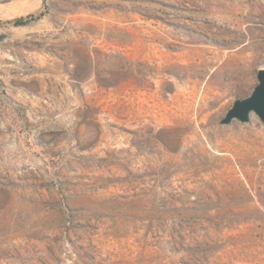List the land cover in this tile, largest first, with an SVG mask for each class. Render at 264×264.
<instances>
[{
    "label": "rangeland",
    "instance_id": "1",
    "mask_svg": "<svg viewBox=\"0 0 264 264\" xmlns=\"http://www.w3.org/2000/svg\"><path fill=\"white\" fill-rule=\"evenodd\" d=\"M261 69L264 0H0V264H264Z\"/></svg>",
    "mask_w": 264,
    "mask_h": 264
},
{
    "label": "water",
    "instance_id": "2",
    "mask_svg": "<svg viewBox=\"0 0 264 264\" xmlns=\"http://www.w3.org/2000/svg\"><path fill=\"white\" fill-rule=\"evenodd\" d=\"M257 80L258 84L252 94L245 99L236 100L221 120L222 124H229L233 119L245 123L249 120L250 113H255L264 124V69L258 70Z\"/></svg>",
    "mask_w": 264,
    "mask_h": 264
},
{
    "label": "trees",
    "instance_id": "3",
    "mask_svg": "<svg viewBox=\"0 0 264 264\" xmlns=\"http://www.w3.org/2000/svg\"><path fill=\"white\" fill-rule=\"evenodd\" d=\"M39 18H40V16H39V17H36L35 19H39ZM35 19H34V17L31 15V16L25 18V19L20 18V19L14 20V21L12 22V24H13L14 26H16V27H19V26H25V25H27L30 21H34Z\"/></svg>",
    "mask_w": 264,
    "mask_h": 264
},
{
    "label": "bare ground",
    "instance_id": "4",
    "mask_svg": "<svg viewBox=\"0 0 264 264\" xmlns=\"http://www.w3.org/2000/svg\"><path fill=\"white\" fill-rule=\"evenodd\" d=\"M198 69V68H197ZM85 108V107H84ZM231 150V149H230Z\"/></svg>",
    "mask_w": 264,
    "mask_h": 264
}]
</instances>
